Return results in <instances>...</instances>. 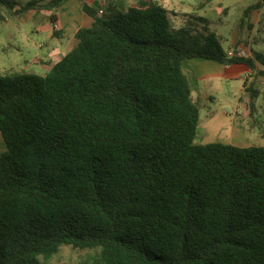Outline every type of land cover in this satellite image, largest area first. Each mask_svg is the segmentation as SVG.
<instances>
[{
	"label": "trees",
	"instance_id": "16d2710c",
	"mask_svg": "<svg viewBox=\"0 0 264 264\" xmlns=\"http://www.w3.org/2000/svg\"><path fill=\"white\" fill-rule=\"evenodd\" d=\"M66 1L0 0V18ZM78 1L94 21L47 74L0 72V264L63 246L99 250L98 264H264V145L197 142L183 67L247 65L253 115L264 51L230 54L210 19L177 28L154 0L102 13ZM254 10L264 21L259 0L241 31Z\"/></svg>",
	"mask_w": 264,
	"mask_h": 264
},
{
	"label": "rangeland",
	"instance_id": "374dc122",
	"mask_svg": "<svg viewBox=\"0 0 264 264\" xmlns=\"http://www.w3.org/2000/svg\"><path fill=\"white\" fill-rule=\"evenodd\" d=\"M185 1L197 4L205 0ZM254 2L256 0H223V6L227 7V11L230 14L229 20L232 22L242 16L241 11L243 6L253 4ZM60 11L62 12L61 9L52 12L39 11L35 12L36 14L33 11L16 18L10 16L1 8V15L9 18L8 22L0 18V22L3 23L1 27L5 28L6 31L2 32L0 38L1 73L31 72L38 69L37 67L40 65L45 66L59 61L67 52L76 46V37L73 33L65 34L63 28L52 27L50 25L52 34L45 31V20L48 16L52 17L54 13H59ZM46 13H49V15ZM195 15L191 17L192 14H182L175 17L170 14V20L175 27L180 28L190 24V21L193 24ZM218 24L215 23L214 25L212 23L210 28L223 38V44L227 48L229 44L227 39L232 38L234 35V32H232L233 24L228 25V28L223 27V24ZM38 26L41 27V32L35 33L34 30ZM15 27H19L22 31H17ZM196 27L203 29L202 25ZM24 31L26 34L29 33L30 36L23 33ZM248 31L245 29L241 38L246 39L249 35L248 39L250 42L251 35L254 37V40L259 37L258 32L260 31L255 30L254 32L245 33ZM8 34L11 36H8ZM258 40L257 47L264 48L262 40L260 38ZM48 50L49 52L47 53ZM229 51H232L231 48H229ZM200 60H204L205 63L211 65L218 64L217 62L204 58L192 59L195 62ZM183 67L190 78L194 98L196 100L200 99L202 102L201 124L197 131V142H229L228 140L231 138V135L227 133V131L230 133L231 130L228 129L229 124L227 123L229 120H233L237 124V130L243 133V138V135H245L248 139L255 142L263 138L264 123L258 122V117L260 115L264 116V86H261L262 93L256 102L257 111L252 115L249 108V92L246 90V86L249 84L246 82L247 79H243V81L239 79H227L229 75L228 69H233V67H226L223 75L221 74L222 71H218L215 68L207 69V67L198 64L194 65L190 60H185ZM36 72L38 74H44L43 70H37ZM258 85L260 84L258 83ZM4 151H6V144L0 132V154ZM98 257L99 250L96 249L80 250L71 246H63L53 257L49 259L41 258V264H98Z\"/></svg>",
	"mask_w": 264,
	"mask_h": 264
},
{
	"label": "crops",
	"instance_id": "0c3cea01",
	"mask_svg": "<svg viewBox=\"0 0 264 264\" xmlns=\"http://www.w3.org/2000/svg\"><path fill=\"white\" fill-rule=\"evenodd\" d=\"M90 5H93L97 8L104 9L105 5H108L109 3H114L117 5V7L121 10H128L129 7L138 4L139 2L143 1V0H86ZM156 2H158L159 4H161L162 6H164L165 8H167L170 11V14H172L175 17H178L179 15H190L192 14L191 17H193L195 14L199 15V16H203L206 17L208 19H210L212 21V23L215 25V23H219L223 24V27L228 28V25L233 24V30L232 32H234V35L232 36V38L227 39V41H229V44L227 46V50L229 51V48H231L232 51H229V53H233V51L235 50V48H237V51L239 54L242 55H251L252 50H259V51H264V48H258L257 47V43L259 42V38L260 40H262V43H264V21L262 19V10H254L252 12L251 15V22L253 23V27L251 30H249L247 27H245V29L249 30L248 32L245 33H250V32H254L255 30L260 31L258 32V38H256L254 40V37L251 35V41L249 42L248 36L246 39H244L243 37L241 38V35H243V31L240 30L239 24H240V20L241 17L236 19L235 21H230L229 20V12L227 11V7L223 6V0H205L202 3H197V4H192V3H188L185 0H154ZM259 0H256V2H254L253 4L250 5H254L255 3H257ZM243 6L242 7V15L243 12L245 10V8H247L248 6ZM60 9L62 10V12L60 11L59 13H54V15L48 16V18L45 20L44 25L46 24V29L45 31L49 32L52 34L51 26L53 27H57V28H63L65 34L68 33H73V35L75 36L76 32L78 31V29L80 27H89L92 25L94 19L89 16L87 13H85L84 11H82L81 8V4L78 0H68L66 2H64L61 6ZM34 14H36L35 10L29 11V12H33ZM42 11H47V10H42ZM27 12V13H29ZM49 12V11H47ZM52 12V11H51ZM49 15V13H46ZM5 21L8 22L9 18L6 17L5 19H3ZM6 23V22H5ZM211 23V24H212ZM3 23L0 22V38L2 36V32L5 31V28H2L1 26ZM51 25V26H50ZM214 27V26H213ZM230 27V26H229ZM17 29V31H22V29H20L19 27H15ZM2 29V31H1ZM24 30V29H23ZM35 33H39L41 32V27L38 26L35 30ZM6 32V31H5ZM25 33V31L23 32ZM33 32V34H35ZM26 34V33H25ZM218 34V33H217ZM28 36H30V34H26ZM219 35V34H218ZM8 36H11L10 34H8ZM220 36V35H219ZM221 37V36H220ZM223 40V38H221ZM241 41L240 44H237L238 41ZM12 44V42H10ZM78 43V40L76 38V45ZM13 45V44H12ZM41 45V44H39ZM49 52V50L47 51V53ZM46 53V54H47ZM194 59V58H192ZM192 59H189L191 62H193L194 65L198 64L201 65L203 67H207V69H217L218 71H222L221 74L223 75L226 71V67H233V69L229 68V75L227 76V79H233V80H241L243 81V79H247L251 77V70L250 68L245 65V64H233V65H223L221 63H218L216 65H211V64H207L205 63L204 60H200V61H192ZM33 60V59H32ZM208 60V59H206ZM27 61V60H26ZM213 61V60H210ZM216 62V61H214ZM55 62H52L51 64H47V65H40L39 67H37L38 69L33 70L31 72L33 73H37V70H43L45 75L48 73V71L50 70L51 66L54 64ZM38 66V65H36ZM223 69H222V68ZM224 71V72H223ZM27 72V71H26ZM258 83L260 85H258ZM258 83H257V87H259L261 89V86H264V76H260L258 78ZM247 94V92H246ZM260 115V114H259ZM228 117V116H227ZM229 118V117H228ZM227 118V121H228ZM258 122H262L264 123V116L260 115L258 117ZM229 124V131H227L228 135H231L230 140H228L229 142L227 143H232L238 146H250V145H264V136L263 138H260L258 141H253L248 139V137H246L245 135L244 138L242 137V134L240 130H237V124H235V122L233 120H229L228 123ZM227 129V130H228ZM229 139V138H228Z\"/></svg>",
	"mask_w": 264,
	"mask_h": 264
},
{
	"label": "built area",
	"instance_id": "2783aa9c",
	"mask_svg": "<svg viewBox=\"0 0 264 264\" xmlns=\"http://www.w3.org/2000/svg\"><path fill=\"white\" fill-rule=\"evenodd\" d=\"M100 11H101V13L103 12V10H102V9H101ZM230 54H232V53H230Z\"/></svg>",
	"mask_w": 264,
	"mask_h": 264
}]
</instances>
